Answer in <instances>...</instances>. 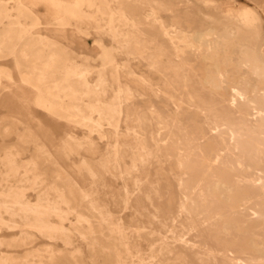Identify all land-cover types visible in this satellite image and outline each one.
<instances>
[{
	"label": "rangeland",
	"instance_id": "374dc122",
	"mask_svg": "<svg viewBox=\"0 0 264 264\" xmlns=\"http://www.w3.org/2000/svg\"><path fill=\"white\" fill-rule=\"evenodd\" d=\"M142 1L0 0V264H264V78L240 64L247 51L264 63V0H170L156 14L229 65L215 99L244 116L237 147L207 125L199 76L171 88L122 40L134 25L172 51ZM170 132L205 160H165Z\"/></svg>",
	"mask_w": 264,
	"mask_h": 264
},
{
	"label": "bare ground",
	"instance_id": "6f19581e",
	"mask_svg": "<svg viewBox=\"0 0 264 264\" xmlns=\"http://www.w3.org/2000/svg\"><path fill=\"white\" fill-rule=\"evenodd\" d=\"M145 3H147V5L151 6L150 9H149V12L147 13L146 16H152L154 17V20H156L157 22H159V27L163 30L164 34L168 36L169 40H170V44H171V47H172V51H167L161 43H159L158 41L155 40L154 37H151V36H146L142 31H140L139 29L135 28L136 26L132 25V28L128 29L123 35H124V38L122 39L123 41H125L126 45L127 46H130L131 48L134 49V51L141 56V59L144 61L147 62V66H149L150 68H155L157 69L158 71H160V73L162 72V76H165V78L168 80V83L169 85H171V88H172V85L174 83H177L179 84L181 87H187V85L189 84V88L191 87V80L193 81L194 78L198 77V81L196 80L194 82V84H199L200 87H198L199 89H195L193 86V90L195 92H197L198 94L200 92H205L206 94H208L210 96V104L208 106H206L205 104H202V107H203V110L205 109L206 111L209 112V116L206 117V122H207V125L209 126V128L213 131H216L217 129H220V127L222 126H225L229 131H228V135H227V140L229 142V145L233 146V147H237V146H240L239 143L237 142V138H238V134L237 132L234 131V128L236 126H239L243 123V117L242 115H239V119H233L232 115H228V113L226 114L225 112L221 111V109L219 110L218 108V103L217 100L215 99V95L217 93H220L222 92V79L227 77L226 75V70H225V61L222 62L221 59H220V54L219 52L217 51V47L215 48L214 46L215 45H211L210 43H207L204 39V37H200V35H198L195 31H192V32H187L186 30H184L180 24H179V20L177 18H173L172 19V24L170 25V29L168 30L167 27H166V24L164 23V21L162 20V18L158 17L156 14L158 13V7H163L164 9H171L173 7L172 3L170 0H143ZM142 1V2H143ZM152 5H155L154 7ZM120 9V8H119ZM122 11V10H121ZM111 13V12H110ZM118 13V12H116ZM120 13V12H119ZM122 13V12H121ZM115 14V13H114ZM121 19H123L122 21L124 22V20H127L125 19L126 17L124 16H120ZM108 18V17H107ZM114 19H117L114 17ZM153 19V18H152ZM108 20V19H106ZM120 20V19H119ZM105 21V20H104ZM111 21V19H110ZM108 21V24L109 22ZM120 22V21H119ZM126 22V21H125ZM128 22V21H127ZM112 23V21H111ZM114 23V22H113ZM112 23V24H113ZM139 23V22H138ZM137 23V24H138ZM145 23V22H144ZM147 23V22H146ZM136 24V23H135ZM140 24V23H139ZM148 24V23H147ZM101 25V24H100ZM99 25V26H100ZM129 25V24H128ZM130 25V26H131ZM107 26V25H106ZM125 26V25H123ZM103 27V26H101ZM109 27V26H108ZM114 27V26H113ZM117 27V26H116ZM115 27V28H116ZM121 27V26H120ZM126 27V26H125ZM119 28V27H117ZM110 31L108 32H111V33H114L113 31V28L110 26L109 28ZM115 30V29H114ZM121 32V31H120ZM110 33V35H112ZM243 35V33H242ZM113 37V36H111ZM117 37V36H116ZM115 37V38H116ZM119 37V36H118ZM117 37V38H118ZM123 43V42H122ZM229 46V45H228ZM229 49H230V46H229ZM131 50V49H130ZM133 51V50H132ZM227 52V51H226ZM229 52V51H228ZM189 55H191L193 57V60L194 62H192L190 59H189ZM229 55V53H228ZM222 56V55H221ZM225 56V54H224ZM230 56V55H229ZM143 57V58H142ZM226 58V57H225ZM228 58V57H227ZM228 60V59H227ZM195 62H199V67L198 69L195 68L193 66V63ZM228 63V61H227ZM240 64H243V65H246L248 64L249 68L252 69L256 74H258L259 76H263L264 78V63L262 61H260L253 53L247 51L243 54V58H242V61H240ZM195 65V64H194ZM229 65L227 64L226 68L228 67ZM148 67V68H149ZM154 69V70H155ZM156 71V70H155ZM197 72H199L197 74ZM228 73V72H227ZM239 73V72H238ZM235 75V74H234ZM137 76V75H136ZM240 76V75H239ZM257 76V75H256ZM231 77V75H230ZM237 77V76H236ZM146 78H147V75L145 73H142L140 76L138 75V77L136 78L139 82L141 83H144L146 81ZM233 78V77H232ZM239 78V77H238ZM237 78V79H238ZM224 79V80H225ZM228 79V78H227ZM166 80V82H167ZM264 80V79H263ZM164 81V80H162ZM231 81V79H230ZM234 82V79L232 80ZM237 81V80H236ZM148 82V81H147ZM165 82V81H164ZM232 83V82H231ZM230 83V84H231ZM233 84V83H232ZM178 85V87H180ZM238 85V84H236ZM151 86V85H150ZM157 86V85H156ZM196 86V85H195ZM177 87V86H176ZM119 89V88H118ZM158 89V88H157ZM238 89V88H237ZM121 90V87L120 89ZM166 90V89H165ZM183 90V89H182ZM192 90V89H191ZM190 90V91H191ZM198 90V91H197ZM200 90V91H199ZM231 92H232V96L228 99V103L230 104L229 107H232V99L235 98V95L239 92H235L233 86L230 88ZM159 91V89H158ZM157 91V92H158ZM179 91V90H178ZM193 91V92H194ZM117 92H119L117 90ZM156 92V91H155ZM183 92V91H182ZM186 92V90H185ZM192 92V91H191ZM122 93V92H121ZM180 93V92H179ZM189 93V90L188 92ZM230 93V92H229ZM159 94V93H158ZM178 94V93H177ZM190 94V93H189ZM188 94V95H189ZM224 94V93H223ZM240 94V93H239ZM237 94V95H239ZM119 95V94H118ZM179 95V94H178ZM184 95V94H183ZM187 95V96H188ZM193 95V94H192ZM201 95V94H200ZM208 95L207 98H208ZM231 95V94H230ZM224 96V95H223ZM227 96V95H226ZM225 96V98H226ZM173 97V96H172ZM179 97V96H178ZM184 97V96H183ZM186 97V96H185ZM196 98H199L200 96H195ZM193 96H190V98H192L194 100ZM228 97V96H227ZM182 98V97H181ZM203 98V97H202ZM237 98V97H236ZM235 98V99H236ZM243 98V97H242ZM241 98V99H242ZM180 99V98H179ZM187 99V98H185ZM191 99V100H192ZM204 99V98H203ZM220 99V98H219ZM221 99H223L221 97ZM201 100V98H200ZM205 100V99H204ZM208 100V99H207ZM216 100V101H215ZM178 101V100H177ZM181 101V100H179ZM188 101V100H187ZM224 101V99L222 100ZM240 101V100H239ZM194 101L190 102L193 104ZM203 102V101H202ZM209 102V101H208ZM226 102V101H225ZM245 102V101H244ZM198 103V102H196ZM200 103V102H199ZM206 103V102H204ZM221 103V101H220ZM228 103H226L228 105ZM236 103V102H235ZM247 103V102H245ZM207 104V103H206ZM222 104V103H221ZM235 105V104H234ZM233 105V107H234ZM198 106V108L202 109L198 104L196 105ZM223 105L220 106V108L222 107ZM238 107V105H237ZM197 108V109H198ZM225 108V107H223ZM151 109H153V107L151 106ZM228 109V108H227ZM224 110V109H223ZM130 111V112H129ZM229 111V113H231L230 110H227ZM237 111H240L237 110ZM136 112L137 110L136 109H129L127 111V117L131 118L133 116L136 115ZM206 113V112H204ZM238 113V112H237ZM245 113V112H244ZM208 114V113H206ZM241 114V113H240ZM205 115V114H204ZM244 115V114H243ZM131 121H134L131 120ZM246 121V120H245ZM130 122V121H129ZM205 122V124H206ZM131 125L130 123H128V120H127V130H126V134L125 136L126 137H129L132 133H133V130H130L131 129ZM263 125V124H262ZM261 125V126H262ZM259 126V125H258ZM202 127V126H201ZM245 127V126H243ZM205 128V127H204ZM207 128V127H206ZM260 128V126H259ZM240 129V128H238ZM264 129V127H263ZM135 132V130H134ZM138 132V131H137ZM135 134V133H134ZM140 134V133H139ZM138 136V135H136ZM264 137V134L263 136ZM139 137H137L138 139ZM135 137L134 139V142L135 144H140V140L138 141ZM155 139V137L153 138ZM158 139V138H157ZM144 140V139H143ZM159 141V140H158ZM157 141V142H158ZM223 143L225 142L224 140H222ZM142 142V140H141ZM144 143V142H143ZM145 145V144H144ZM136 146V145H135ZM143 146V145H142ZM141 146V147H142ZM157 147H158V152L161 153V156L164 157L165 160H167L169 157L171 156H175L179 162V166H181L182 164L184 163H188L187 160L189 161H194L195 163H201L203 162L205 159L204 157H202V155L200 154V152L198 151V147H197V144L192 141L191 143H189L188 145L187 144H184L182 142V140L177 136L175 135L174 133L170 132L167 140L165 141H160L159 143H157ZM262 147V146H261ZM135 150H136V147H134ZM143 148V147H142ZM215 148V147H214ZM144 149V148H143ZM146 149V148H145ZM242 149V148H241ZM134 150V151H135ZM138 150H139V147H138ZM145 151V150H144ZM137 153V151H135ZM141 151H139L140 153ZM147 152V150H146ZM149 152V150H148ZM139 153H137L136 155H138ZM144 154V153H143ZM145 156V154L143 155ZM139 157H142L140 156L139 154ZM147 157V156H146ZM149 157V156H148ZM191 161V162H192ZM189 164V163H188ZM185 165V164H184ZM198 165V164H197ZM194 166H196V164H194ZM182 167V166H181ZM185 167V166H184ZM183 168V167H182ZM191 168L189 167V170ZM195 169V168H194ZM180 170V169H179ZM183 170V169H182ZM187 170V169H186ZM196 170V169H195ZM188 171V170H187ZM182 173V171H181ZM183 174V173H182ZM188 173L186 172V175ZM181 175V174H180ZM179 175V176H180ZM185 175V177H187ZM190 175V174H189ZM183 176V175H182ZM180 177H178L179 179ZM190 178V177H189ZM140 183V182H138ZM191 183V182H190ZM140 185H142V183H140ZM189 185V184H187ZM138 187V186H137ZM181 187V186H180ZM187 188V187H186ZM142 191L138 192V194H141ZM215 193V191H214ZM233 194V193H232ZM185 195V194H184ZM188 195V194H187ZM216 195V194H215ZM189 196V195H188ZM234 196H235V193H234ZM232 196V197H234ZM186 197V196H184ZM218 197V196H217ZM220 197V196H219ZM237 197V195L235 196ZM239 198V197H237ZM15 200V199H14ZM184 200V199H183ZM188 200H190L188 198ZM240 199H238L239 201ZM185 201V200H184ZM193 201V200H192ZM237 202V201H236ZM15 203V202H14ZM181 203V201H180ZM185 203V202H183ZM191 203V202H189ZM19 204V203H18ZM18 204H15V205H18ZM192 204V203H191ZM21 205V204H20ZM36 205V204H34ZM33 203H25L23 205V208L24 209H31L32 206H34ZM38 205V204H37ZM183 205V204H182ZM39 206V205H38ZM188 206V204H187ZM190 206V205H189ZM186 207V206H185ZM36 208V207H35ZM39 208V207H38ZM50 208V207H49ZM34 209V208H32ZM37 209V208H36ZM182 209V208H181ZM190 209V208H189ZM41 210V209H40ZM45 211V209H43ZM48 209L46 208V211ZM184 210V209H183ZM38 211V210H37ZM36 211V212H37ZM50 211V210H49ZM27 212V211H26ZM35 213V212H34ZM60 214L61 212H57V214ZM40 214V213H38ZM46 214V212H45ZM58 214V215H59ZM37 216V215H36ZM40 216V215H39ZM38 217V216H37ZM0 219H1V216H0ZM39 221V220H38ZM2 223V222H1ZM6 223V222H5ZM60 223V222H59ZM62 223V222H61ZM4 224V223H3ZM1 225V224H0ZM15 225V224H14ZM42 225V224H41ZM56 225V223L54 224ZM54 225H50L48 223L45 224V227H49L51 229H58V230H62L63 229V226L60 225V226H54ZM58 225V223H57ZM1 227V226H0ZM35 227V226H34ZM65 227V226H64ZM44 228V227H43ZM66 229V228H65ZM38 230V229H37ZM41 230H43L41 228ZM45 230V229H44ZM47 230V229H46ZM40 231V229H39ZM53 231V230H51ZM43 232V231H42ZM48 233V231H46ZM54 232V231H53ZM45 233V232H43ZM55 233V232H54ZM53 233V234H54ZM46 234V233H45ZM58 234V233H56ZM61 234V233H59ZM52 235V233L50 234ZM182 236V235H181ZM175 237V236H174ZM177 237V236H176ZM179 237V236H178ZM183 238V237H182ZM181 238L182 241H184L183 239ZM175 239V238H174ZM178 240V239H177ZM175 241V240H174ZM180 239H179V243H180ZM177 243V242H175ZM185 243V242H184ZM257 244V243H256ZM184 245V244H183ZM186 245V243H185ZM189 245H190V242H189ZM258 245V244H257ZM256 246V245H255ZM259 246V245H258ZM184 247V246H183ZM190 247V246H189ZM256 248V247H255ZM258 248V247H257ZM260 248V247H259ZM258 248V250H259ZM264 248V247H263ZM174 249V247H173ZM180 249V248H179ZM183 249V248H182ZM186 249H187V246H186ZM175 250V249H174ZM173 250V252H174ZM256 250V249H255ZM262 250V249H260ZM172 251V250H171ZM171 252V254L173 253ZM176 252V251H175ZM174 252V253H175ZM179 252H177L178 254ZM181 253V252H180ZM257 253V252H256ZM176 254V255H177ZM262 254H263V250L262 252H258V255L262 257ZM175 255V256H176ZM264 255V254H263ZM172 256V255H171ZM258 257V256H257ZM185 257H183L184 259ZM249 259V258H248ZM174 260V259H172ZM186 260V259H185ZM184 260V261H185ZM203 259H201L202 261ZM261 260V259H260ZM176 261V260H175ZM180 261V260H179ZM177 261V262H179ZM247 261V260H246ZM254 261H257L256 259H252L250 258L248 260V262H246L245 264H250V263H254ZM204 262V261H202ZM241 262V261H240ZM174 263V262H173ZM171 263V264H173ZM176 263V262H175ZM181 263V262H180ZM234 264H241V263H235V262H232ZM186 264V261L185 263ZM202 264V263H201ZM244 264V263H243Z\"/></svg>",
	"mask_w": 264,
	"mask_h": 264
}]
</instances>
